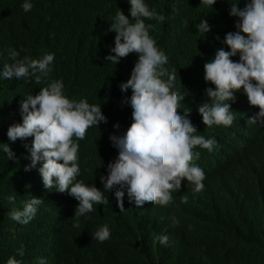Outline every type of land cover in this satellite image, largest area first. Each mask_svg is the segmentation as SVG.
I'll use <instances>...</instances> for the list:
<instances>
[{"label":"trees","instance_id":"1","mask_svg":"<svg viewBox=\"0 0 264 264\" xmlns=\"http://www.w3.org/2000/svg\"><path fill=\"white\" fill-rule=\"evenodd\" d=\"M22 2L0 0V68L12 63L9 48L20 53L17 59L53 53L54 60L39 84L31 76L0 80V144H8L15 155L8 160L0 150V264L10 256L21 264H39L40 258L46 264H264V123H247L259 108L249 104L241 89L229 101L236 112L230 126H206L196 110L209 99L205 89L215 88L204 80V63L218 48L228 51L223 38L236 31L238 18L229 15L234 0H216L214 5L207 0H146L165 16L161 22L145 18V23L153 24L150 36L168 58L165 67L176 70L174 90L185 97L177 111L190 112L196 135L216 140L212 151L194 149L200 152L194 163L205 174L203 189L193 192V185L182 180L168 204L141 207L125 194L123 210L115 189L104 191L110 203L94 204L91 213L76 218L79 227L72 226L78 201L67 191L45 188L37 169L25 170L30 163L25 145L30 147L33 137L10 141L6 133L22 121V99L62 80L69 99L101 105L107 117L76 141V179L103 191L100 176L107 175V165L118 156L109 136L122 135L132 123V109L124 102L131 90L122 93L119 85L130 78L138 56L130 53L118 64L104 59L114 55L109 52L116 35L108 30L111 18L119 9L129 16L130 5L127 0H31L33 7L26 13ZM244 4L239 0L238 7ZM200 19L210 26L206 34L196 28ZM231 59L238 61L239 54ZM32 196L42 199L33 219L27 224L11 219L9 213L22 209ZM104 224L110 237L99 242L92 234ZM161 234L168 236L167 244L159 243Z\"/></svg>","mask_w":264,"mask_h":264},{"label":"clouds","instance_id":"2","mask_svg":"<svg viewBox=\"0 0 264 264\" xmlns=\"http://www.w3.org/2000/svg\"><path fill=\"white\" fill-rule=\"evenodd\" d=\"M127 2L130 15L126 16L119 9L111 18L108 30L116 35L114 47L109 52L114 55L109 54L104 59L118 64L130 53L138 56L130 78L119 85L122 93L131 90L130 97L124 102L132 109V123L122 135L109 136L118 149V156L107 165V175L100 176L103 191L94 184L76 179L80 174L76 141L84 139L89 127L106 123L107 117L101 105L90 104L84 98L69 99L62 80H52L41 87L38 94H28L22 99L19 109L22 121L10 125L6 133L10 141L33 137L31 146L25 145L30 160L25 170L37 169L45 188H54L61 193L67 191L78 201L72 218L73 227H79L76 218L91 213L94 204L110 203L104 191L115 189L120 210L124 209L125 194L136 207L166 205L173 200L172 193L181 190L182 180L193 185V192H200L205 174L194 163L200 156L194 149L199 146L212 151L216 145L214 138L195 134L198 131L188 118L189 111H183V115L177 111L179 102L185 97L174 90L176 70L165 67L168 58L150 36L153 24L145 23V18L161 22L165 16L150 8L146 0ZM207 3L214 5L216 0H207ZM238 4L239 0L230 2L229 11L230 16L238 18L236 31L226 33L222 42L229 50L218 48L214 57L203 65L204 80L215 86L205 89L209 99L196 109L206 126H230L233 123L236 112L231 110L229 101L234 102V93L241 89L249 104L259 108L247 123H264V0H245L243 8ZM20 7L27 13L33 4L31 0H23ZM196 28L204 34L210 31L205 19H200ZM237 54L238 61L231 59ZM7 55L12 63H5L0 68V80L31 76L39 84L52 71L53 53H45L38 59H17L20 53L9 48ZM113 127L118 129L119 124ZM0 150L8 160L15 158L8 144H0ZM41 203V198L32 196L22 209H13L9 215L19 224H27ZM181 203H186L184 197H181ZM172 221L177 223L175 217ZM92 237L99 242L107 240L110 237L108 225L99 226ZM157 239L164 245L168 236L161 234ZM18 254L24 255L23 245ZM5 264H21V261L10 256ZM39 264L46 262L40 258Z\"/></svg>","mask_w":264,"mask_h":264}]
</instances>
